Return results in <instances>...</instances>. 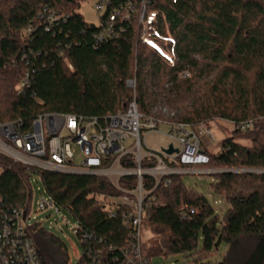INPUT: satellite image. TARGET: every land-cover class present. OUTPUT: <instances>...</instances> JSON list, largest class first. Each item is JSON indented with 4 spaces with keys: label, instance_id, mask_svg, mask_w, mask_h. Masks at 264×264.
Returning <instances> with one entry per match:
<instances>
[{
    "label": "trees",
    "instance_id": "1",
    "mask_svg": "<svg viewBox=\"0 0 264 264\" xmlns=\"http://www.w3.org/2000/svg\"><path fill=\"white\" fill-rule=\"evenodd\" d=\"M82 1L0 0V124L28 130L45 113L114 114L133 99L142 114L161 116L153 112L157 103L186 92L191 101L177 105V121L210 125L217 118L257 119L252 128L238 131L250 145L227 136L218 152L205 151L206 164L195 167L264 170V0H150L147 16L156 19L148 41L132 19L119 23L118 34L103 42L97 39L101 26L81 14ZM26 72L30 84L19 88ZM184 72L189 78H180ZM129 79H135V89L127 85ZM222 124L216 126L223 132ZM154 164L145 160L141 166ZM122 165L137 166L132 159ZM36 175L55 204L76 218L79 238L87 232L99 247L125 243L130 227L105 206L110 196L121 194L108 178L28 170L1 153L0 226L13 208L29 214ZM211 175L212 190L228 204L222 216L204 193L185 183L184 174L175 173L154 190L155 179L143 176L144 189L152 191L144 220L166 253L210 264L225 245L218 264H264V172ZM120 184L134 188L137 177L122 178ZM28 229L43 264H70L60 237L41 223Z\"/></svg>",
    "mask_w": 264,
    "mask_h": 264
},
{
    "label": "built area",
    "instance_id": "2",
    "mask_svg": "<svg viewBox=\"0 0 264 264\" xmlns=\"http://www.w3.org/2000/svg\"><path fill=\"white\" fill-rule=\"evenodd\" d=\"M112 3L113 8L107 13ZM149 4L150 0H94V7L100 15L98 42L116 36L118 24L132 19L141 28V39L148 41L150 24L156 19L154 14L147 16ZM186 75L189 72L183 73V76ZM29 84L30 74L26 72L19 88ZM127 85L135 89V79H129ZM162 109L164 116H146L139 111L133 99L124 111L114 114L87 116L45 113L37 116L28 130L19 129L13 122L0 124V153L24 164L28 170L35 167L43 171L105 176L121 193L110 196L105 206L111 216L119 215L123 224L130 227L128 238L121 246L109 244L99 247L91 243V234L80 233L85 254L78 259L79 264H151L150 258L144 254L142 223L148 206L146 200L152 191L144 189L143 176L149 175L155 179L154 190L162 178L169 183L167 177L171 174L207 170L188 167L209 161L205 151L215 139L212 124L230 122L237 130L244 131L252 128L257 121L217 118L210 125L206 122L191 125L175 120L174 112L167 107ZM160 124L169 126L170 131L166 135L177 141L178 146L171 143L177 152L168 154L163 149L155 152L144 144L146 133L157 129ZM75 146H79L84 153L82 164L74 163ZM165 148L168 149L169 145ZM129 159L136 162L135 168L122 165ZM145 160L155 161V164L142 167L141 163ZM131 175L137 177V186L123 188L120 180ZM38 208H51L59 212L62 207L57 206L45 192L38 201ZM27 218L28 214L21 208H13L3 214L0 264H43L37 245L29 234ZM76 228L75 233L79 236ZM98 242L101 243V239Z\"/></svg>",
    "mask_w": 264,
    "mask_h": 264
},
{
    "label": "rangeland",
    "instance_id": "3",
    "mask_svg": "<svg viewBox=\"0 0 264 264\" xmlns=\"http://www.w3.org/2000/svg\"><path fill=\"white\" fill-rule=\"evenodd\" d=\"M80 12L84 16L85 20L98 24L100 22V15L94 7V0H83L80 7ZM189 75L183 76L180 74L181 79L189 78ZM190 94L186 92H180V95L174 93L168 94L167 97L161 100V102L155 105L153 112L160 113L164 116L165 113L162 108L167 107L170 112H174L175 116L179 113L177 107L180 105H188L191 101ZM215 139L209 147V150L216 153L220 150L222 141L225 137L230 135H236L238 141L243 144L250 145L251 142L247 140L245 135L238 133L233 124L230 122H224L222 124V131L212 124ZM226 129V131H225ZM170 131L169 126L160 124L157 129L149 131L143 138V142L147 147L155 152H160L163 148L167 147L171 143L174 146H178L175 139L166 135ZM84 160V153L79 146L74 147V163L82 164ZM201 168V167H200ZM188 169H199V167L189 166ZM254 171L261 173L259 169H234L236 173L243 171ZM215 170H202L196 171L200 173H186L184 174L185 183L204 193L214 205L215 210L222 216L226 211L228 204L224 195L216 194L211 187V183L214 181V176L211 175ZM32 189L33 197L31 203V210L28 214L27 224L41 223L49 232L54 233L60 237L66 244L69 253L70 264H77L78 259L82 256L84 249L80 238L76 235L74 228L77 226L76 218L65 208H60L59 212L54 209L48 208L46 210H39L38 201L42 195H45L44 187L38 176H32ZM162 239L159 235L152 233L150 226L143 220L142 223V243L144 248V254L150 258L151 264H196L191 257H186L183 254H169L166 253L162 244ZM225 245H220L217 252L211 257L210 264H218L225 253Z\"/></svg>",
    "mask_w": 264,
    "mask_h": 264
},
{
    "label": "water",
    "instance_id": "4",
    "mask_svg": "<svg viewBox=\"0 0 264 264\" xmlns=\"http://www.w3.org/2000/svg\"><path fill=\"white\" fill-rule=\"evenodd\" d=\"M163 151L166 152V153H168V154H171L173 152H177L178 150L176 148H174L172 144H170L169 145V148L168 149L163 148ZM221 171L222 172H227V171L232 172L234 170H221L220 169V170H215L214 172H221ZM249 172H254V171L249 170ZM261 172H264V171H261Z\"/></svg>",
    "mask_w": 264,
    "mask_h": 264
}]
</instances>
